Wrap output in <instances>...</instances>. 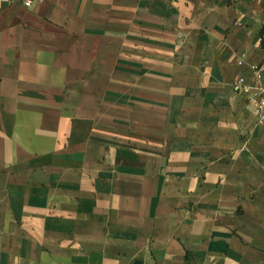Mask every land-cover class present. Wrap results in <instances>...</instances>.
I'll return each mask as SVG.
<instances>
[{"label": "crops", "instance_id": "0c3cea01", "mask_svg": "<svg viewBox=\"0 0 264 264\" xmlns=\"http://www.w3.org/2000/svg\"><path fill=\"white\" fill-rule=\"evenodd\" d=\"M263 27L264 0H0V264L264 262Z\"/></svg>", "mask_w": 264, "mask_h": 264}, {"label": "built area", "instance_id": "2783aa9c", "mask_svg": "<svg viewBox=\"0 0 264 264\" xmlns=\"http://www.w3.org/2000/svg\"><path fill=\"white\" fill-rule=\"evenodd\" d=\"M19 1L26 6L30 7L32 6L37 0H16ZM254 68L257 69L258 75H260L259 72V66L258 65H253ZM244 77H240L237 86L244 85L243 84ZM257 113L260 119L264 118V82L261 84L259 91H258V98H257Z\"/></svg>", "mask_w": 264, "mask_h": 264}, {"label": "trees", "instance_id": "16d2710c", "mask_svg": "<svg viewBox=\"0 0 264 264\" xmlns=\"http://www.w3.org/2000/svg\"><path fill=\"white\" fill-rule=\"evenodd\" d=\"M260 35L262 37V44L264 45V27L261 29L260 31ZM252 264H264V262H260V263H252Z\"/></svg>", "mask_w": 264, "mask_h": 264}]
</instances>
